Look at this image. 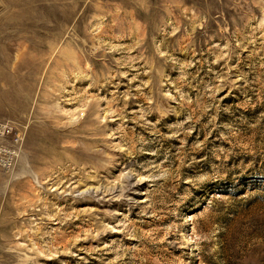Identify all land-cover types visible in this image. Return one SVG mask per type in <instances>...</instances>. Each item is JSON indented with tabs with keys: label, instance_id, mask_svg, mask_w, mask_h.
Listing matches in <instances>:
<instances>
[{
	"label": "rangeland",
	"instance_id": "1",
	"mask_svg": "<svg viewBox=\"0 0 264 264\" xmlns=\"http://www.w3.org/2000/svg\"><path fill=\"white\" fill-rule=\"evenodd\" d=\"M0 125V264H264V0H0Z\"/></svg>",
	"mask_w": 264,
	"mask_h": 264
},
{
	"label": "built area",
	"instance_id": "2",
	"mask_svg": "<svg viewBox=\"0 0 264 264\" xmlns=\"http://www.w3.org/2000/svg\"><path fill=\"white\" fill-rule=\"evenodd\" d=\"M19 145L20 142L15 139L12 129L0 125V170H10L15 166L20 156Z\"/></svg>",
	"mask_w": 264,
	"mask_h": 264
}]
</instances>
